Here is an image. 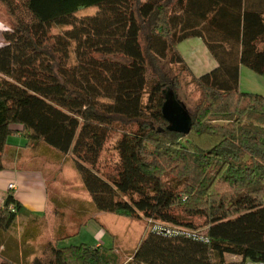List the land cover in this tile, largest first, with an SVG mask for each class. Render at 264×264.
I'll return each mask as SVG.
<instances>
[{
	"label": "trees",
	"instance_id": "trees-1",
	"mask_svg": "<svg viewBox=\"0 0 264 264\" xmlns=\"http://www.w3.org/2000/svg\"><path fill=\"white\" fill-rule=\"evenodd\" d=\"M0 3L13 21L0 46V172L16 134L71 158L99 212L148 221L126 264H264V96L240 89L242 67L264 74V0ZM190 39L218 63L200 77L179 49ZM175 68L199 93L189 135L162 113ZM20 210L10 194L0 229ZM60 241L26 264H118L113 248Z\"/></svg>",
	"mask_w": 264,
	"mask_h": 264
},
{
	"label": "crops",
	"instance_id": "crops-1",
	"mask_svg": "<svg viewBox=\"0 0 264 264\" xmlns=\"http://www.w3.org/2000/svg\"><path fill=\"white\" fill-rule=\"evenodd\" d=\"M185 43H190V70L195 76L200 77L218 66L202 40L190 39L183 44ZM183 44L179 49L185 59L181 50ZM240 89L264 96V74L259 75L242 67ZM8 144L4 154V170L0 172V207L7 197L13 194L22 204V210L17 212L16 220L7 232L0 229V264L4 261L9 264H26L41 254L43 246L48 241L56 238L61 240L58 243L61 248L72 245V242L78 239L80 242L73 245L104 246L97 239L91 244L81 237L83 230L94 228L93 225L99 226L94 218L80 229L77 237L63 240L71 235L65 232L67 221L62 219L66 215L63 211L66 207L62 204L61 198L51 199L48 179L42 168L44 159L51 156L60 158L59 155L45 146L27 148L28 142L21 134L11 136ZM37 161L42 162V165L38 166ZM10 185L14 187L10 188ZM81 208L84 211L86 209ZM97 230L94 229L97 237H100L102 230ZM229 261L235 263L239 260L232 257Z\"/></svg>",
	"mask_w": 264,
	"mask_h": 264
},
{
	"label": "rangeland",
	"instance_id": "rangeland-1",
	"mask_svg": "<svg viewBox=\"0 0 264 264\" xmlns=\"http://www.w3.org/2000/svg\"><path fill=\"white\" fill-rule=\"evenodd\" d=\"M96 9L82 11L80 15L94 13ZM13 21L9 17L5 7L0 3V46L3 43L2 33L12 28ZM190 43L183 44L181 50L185 55V61L190 67ZM169 67H166L168 70ZM179 73L180 88L176 92L177 98L185 104L188 110L193 108L199 99V93L192 83L189 73H180L178 68L171 71L172 75ZM192 141L199 144L204 149H209L215 143V140L209 142L205 137L192 136ZM207 141V144L205 143ZM113 142V141H112ZM197 142V143H196ZM111 152V151H110ZM58 155V154H57ZM112 159L115 153H110ZM53 157L44 159V172L48 179V186L51 199L61 198L62 204H65L63 211L66 215L62 218L67 221L66 233L74 234L79 230V225L87 223L94 218L99 226L93 225L94 228L83 230L81 237L93 243L94 239L101 242L106 247L115 249L118 258V264H126L138 245L145 236L146 230L149 229V223L145 219H130L110 213L99 212L92 204L91 197L83 187L82 181L73 167L69 157ZM38 166L42 162L37 161ZM81 207H86L85 211ZM60 211L59 209H56ZM96 227V228H95ZM97 229H101L102 234L97 237ZM98 231V230H97ZM80 240H74L73 244H78ZM232 257H229V259Z\"/></svg>",
	"mask_w": 264,
	"mask_h": 264
},
{
	"label": "water",
	"instance_id": "water-1",
	"mask_svg": "<svg viewBox=\"0 0 264 264\" xmlns=\"http://www.w3.org/2000/svg\"><path fill=\"white\" fill-rule=\"evenodd\" d=\"M165 119L169 122L167 130L189 135L192 130V120L187 107L170 91L162 108Z\"/></svg>",
	"mask_w": 264,
	"mask_h": 264
},
{
	"label": "built area",
	"instance_id": "built-area-1",
	"mask_svg": "<svg viewBox=\"0 0 264 264\" xmlns=\"http://www.w3.org/2000/svg\"><path fill=\"white\" fill-rule=\"evenodd\" d=\"M14 185H10V188H13ZM13 209V208H12ZM14 210V209H13ZM169 234H172V232L168 231ZM174 233H178V232H174ZM248 264H263V263H251V262H248Z\"/></svg>",
	"mask_w": 264,
	"mask_h": 264
}]
</instances>
